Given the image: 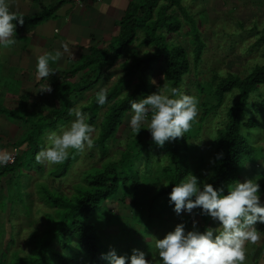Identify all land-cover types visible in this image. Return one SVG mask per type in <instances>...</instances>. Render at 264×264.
Here are the masks:
<instances>
[{"label": "trees", "instance_id": "1", "mask_svg": "<svg viewBox=\"0 0 264 264\" xmlns=\"http://www.w3.org/2000/svg\"><path fill=\"white\" fill-rule=\"evenodd\" d=\"M61 3L42 11L33 18L22 17L23 25L14 21L13 23L17 25L16 34L28 35L34 32L35 28L53 17ZM177 10L183 18L191 25L193 24L186 8L181 5V0L131 1L123 17L116 24L117 35L105 49L91 48L89 54L81 55L77 63L70 65L59 75H50L48 79L40 80L39 84L49 85L52 89L48 97L34 93L17 96L16 109L5 107L3 99H0V117L16 122L19 127L14 148L23 147L12 166L0 167V178L9 175L12 178L15 177L13 181L20 189L21 178H16V173L22 168H36L43 172L41 164L35 161V155L45 145L47 134L59 126L68 124L74 116H69V110L74 109L75 98L95 88L105 71L110 70L115 59L120 58L125 51L139 42L141 46L152 47L153 52L143 57L133 58L132 64L124 69V75L119 82L108 90V101L105 105L99 106L93 96L90 102L80 109L88 114V123L93 124L97 129L93 148L98 151L100 158H106L109 152V141L115 140L126 114L131 112L132 101L150 95L151 84L147 74L152 71L153 66L162 62L164 65L162 78L170 87L179 88L183 78L190 71V61L185 49L181 46L168 45L165 34H162L163 31L170 35L180 30L181 22L175 15ZM192 42L196 64L200 61L204 43L198 35L194 36ZM134 76L136 82L133 84L131 78ZM212 83L214 85L212 96L217 105L223 102L227 94L233 91L238 92L237 101L226 111L225 128L218 133L219 136L213 145L214 165L206 181L214 188L224 187L227 194V187L241 180L239 177L243 162L253 156L256 151L241 134V119L250 96L264 86V64L254 67L243 79L234 75H228L225 78L215 76ZM124 84H133V87L129 94L120 96ZM202 108V115L197 120L199 125L206 121L213 109L206 103L202 104ZM102 110L104 112L99 119ZM245 127L254 128V121H248ZM140 135H142L141 132L138 139L126 145L117 160H105L100 167L83 172L80 181L73 185L70 196L49 191L44 184H41L44 186L42 190H38L39 196L51 209H54L51 214L46 215L48 225L44 226L42 234L36 232L30 234L29 243L32 249L28 254L21 255V252H14L8 262L9 247H5L2 243L0 262L2 264H108L100 257L102 254H107L109 250L105 244H102L97 234L98 230L92 222L101 217L100 209L103 204L117 194L121 196L119 201L122 205H133L145 178L138 172L136 162L144 156L148 161V154L153 150H156L159 156L163 154L167 161L166 166L154 172L153 175L156 177H152L155 181L157 180L153 183L154 185L157 186L158 182L160 185L162 180L164 186L158 188L150 198L148 208L150 213L154 209H160L157 206L159 200L167 197L173 185L179 183L190 172L188 143L193 146L191 139L196 137L191 131L175 141L166 142L162 147L155 145L152 141L145 144ZM76 154L74 151L70 152L69 158L60 165H55L49 175L58 178L68 172L67 170L76 160ZM260 188L261 192H264V185ZM12 194L14 193L8 192L6 202L14 199L11 197ZM25 205L23 204V208ZM6 206L7 203H3L5 211ZM200 211L196 209V215L203 224L200 228L203 231L206 226H209V221L207 216L200 215ZM97 222L100 221L97 220ZM102 222L107 223L105 216H102ZM14 242L13 239L10 241V243Z\"/></svg>", "mask_w": 264, "mask_h": 264}, {"label": "rangeland", "instance_id": "2", "mask_svg": "<svg viewBox=\"0 0 264 264\" xmlns=\"http://www.w3.org/2000/svg\"><path fill=\"white\" fill-rule=\"evenodd\" d=\"M19 2L20 0H11V8L21 17L33 18L46 10L44 9L46 7L40 9L36 4H33L34 8L26 12L19 9ZM181 5L186 8L193 24L191 25L177 10L175 15L181 22L180 30L170 35L165 31L162 34H165L168 45L181 46L187 52L190 71L183 78L179 88L186 94L196 96L199 99L198 118L202 115L203 103L213 107L202 125H199L198 121L193 125L191 132L196 137L191 139L193 146L188 143L190 151L187 153L189 173L195 175L199 181L206 183L214 165L213 145H215V140L219 136L218 133L224 130L227 123L225 119L226 111L238 99V92L233 91L225 96L220 105H217L212 96L214 87L212 80L215 76L225 78L228 75L243 79L254 67L264 64V41H262L264 39V0H181ZM42 25L48 27L46 21ZM195 35H198L204 43L200 61L196 64L194 63L192 42ZM19 37L16 35L17 43L11 47L12 49L0 50V99H3V105L10 109L17 108L16 97L13 95L20 97L28 93H34L42 97L49 96V92L44 91L47 86L39 84L40 80L36 79L35 73L36 58L44 54L45 51L41 54L37 53L35 59L31 60L34 65L28 59L30 54L27 50L24 54L21 53L20 60L5 59L7 54L16 53V51L19 53ZM110 41L109 38H106L103 41H94L93 44L99 46L100 49H105ZM86 51L73 55V59L70 58L71 53H64L62 58L57 61V73L51 75L57 76L70 65L77 63L81 55L90 53L88 49ZM152 52V47L141 46L139 42L135 43L120 58L115 59L110 70L105 71L101 81L95 88L85 92L79 98H75L74 109L80 110L82 106L90 102V99L95 96L100 87H107L108 90L114 87L124 75V69L132 64L134 57H143ZM50 67H52V64ZM163 69L164 65L161 62L154 65L152 71L147 74V79L151 84L150 94L156 92L158 88L165 86L171 88L162 78ZM20 72L27 74L20 75ZM153 80L155 84L151 83ZM131 81L134 84L136 77H132ZM133 84H124L120 96L129 94ZM3 86L6 89L2 88ZM8 92L9 94H7ZM103 112L104 110L101 111L99 119L102 118ZM131 114V112L126 114L115 140L109 141V152L104 159L100 158L96 149H86L83 153L76 154V160L67 170L68 172L58 178L49 175V172L55 166L41 165L43 172L38 171L36 168L27 169V167H24L16 173V178H21L20 189L13 181L15 177L12 178L9 175L0 178V254L3 243L5 247H9L7 262L14 252H21V255L28 254L32 249L29 243L30 234L33 232L42 234L44 226L48 225L46 215L51 214L54 209H51L41 199L38 190H42L45 185L49 191L70 196L73 192V185L80 181L83 172L100 167L105 160H117L126 145L139 138V134L135 137L128 127ZM74 118L73 116L72 119ZM250 120L255 123V127L252 129L245 127V124ZM241 123L242 136L256 151L253 156L243 162L239 182L259 177L257 183L263 186L264 86H261L257 93L250 96ZM199 130L201 131L198 132ZM141 133V140L145 144L152 141L146 128L142 129ZM18 135L19 127L16 122L9 121L1 116L0 151H7L18 157L21 149H23V147L14 148ZM96 136L97 131L94 139ZM155 151L153 150L152 153L148 154V161L145 160L146 156H144L136 162L138 172L144 175L145 178L142 181L140 192L133 201V205H122L119 201L121 196L117 194L103 204L100 209L101 217L92 222L98 230L97 234L102 244H105L109 251L115 249L117 255H131L132 249L136 248L145 252L147 259H151L152 253L155 252V241L152 237L162 239L168 232L173 231L179 223H185L186 229L191 230L193 219L198 222L196 209L193 210L192 214L182 213L177 216L172 210V206L169 205L168 196L159 200L157 204L159 210L154 209L150 213L148 209L150 198L158 188L163 186L164 182L160 180L162 182L160 185L159 182L157 186L154 185L153 183L157 180L152 179L155 176L153 174L158 172L162 166L167 165L163 154L159 156ZM10 191L14 193L11 196L14 199L6 202L7 199L5 198ZM261 193V202L264 203V192ZM3 203H7L6 211ZM23 204H26L25 208H23ZM102 216H105L107 223L102 222ZM97 220L100 222H97ZM208 221L212 223L210 217H208ZM198 225L197 223V227ZM212 227H214V223ZM206 228L210 227L206 226ZM12 239L15 241L14 243H10ZM263 240L261 239L259 243ZM0 264L2 263L0 262Z\"/></svg>", "mask_w": 264, "mask_h": 264}, {"label": "clouds", "instance_id": "3", "mask_svg": "<svg viewBox=\"0 0 264 264\" xmlns=\"http://www.w3.org/2000/svg\"><path fill=\"white\" fill-rule=\"evenodd\" d=\"M16 21L23 25L24 19L11 8V0H0V48L10 49L17 43ZM63 51L46 52L36 58V79H48L57 73L50 67L60 60L64 53H71L68 44L61 45ZM70 58L73 59V53ZM155 84V81H151ZM44 91L51 92L48 85ZM96 103L103 106L108 101L107 87H100L95 94ZM131 118L128 127L136 137L142 129L150 133L152 142L164 146L184 137L190 132L199 115V99L186 94L178 87H162L142 99L130 104ZM74 119L67 125L49 132L45 145L36 153L35 161L44 166H55L69 158L70 152L83 153L94 147L96 128L88 123L89 116L79 109H70ZM222 155V154H221ZM219 158V157H218ZM13 156L0 151V167H9ZM12 166V165H11ZM256 179L235 181L225 188H214L203 183L189 173L179 183L174 184L168 194L169 205L177 216L192 214L200 209L201 216L210 217L218 228L201 231L193 219L192 229L179 223L173 231L162 239H156L152 258L146 253L132 249L131 255H117L115 249L102 254L101 259L108 264H245L246 245L255 244L264 236L257 229L264 225V203L261 202V188ZM164 186V185H163ZM167 187V186H165Z\"/></svg>", "mask_w": 264, "mask_h": 264}, {"label": "crops", "instance_id": "4", "mask_svg": "<svg viewBox=\"0 0 264 264\" xmlns=\"http://www.w3.org/2000/svg\"><path fill=\"white\" fill-rule=\"evenodd\" d=\"M132 0H20L19 9L28 11L33 9V4L38 8H50L62 2L55 11L52 18L46 20V25L38 26L31 34L17 35L19 53H10L5 56L6 60H20L21 53L30 54L28 59L33 61L35 55L42 52L62 51L61 45L68 44L73 55L87 52L94 46V41H103L106 38L112 40L118 33L116 24L123 17L128 4ZM36 8V7H35ZM44 11V10H43ZM47 28V30H46ZM17 29V27H16ZM15 29V30H16ZM117 29V30H116ZM56 47V49H55ZM12 49V48H11ZM55 49V51H54ZM0 50H3L2 48ZM6 50V49H4ZM9 58V59H8ZM30 63H33V62ZM29 63V64H30ZM34 65V63H33ZM53 71H58L57 62L52 64ZM20 75H24L27 73ZM29 74V73H28ZM8 96V95H7ZM17 97V95H13ZM212 221V220H211ZM198 228H202L203 224L198 218ZM209 222L210 228L219 227L218 224ZM257 229L264 231V225H256ZM205 230V228H204ZM264 236H261L263 240ZM261 239L259 241H261ZM246 245V261L245 264H264V240L259 243Z\"/></svg>", "mask_w": 264, "mask_h": 264}, {"label": "built area", "instance_id": "5", "mask_svg": "<svg viewBox=\"0 0 264 264\" xmlns=\"http://www.w3.org/2000/svg\"><path fill=\"white\" fill-rule=\"evenodd\" d=\"M79 1H81V0H79ZM96 1L100 2V0H96ZM11 155L13 156V162L8 164L7 166H11V165H13L15 163L16 156L14 154H11Z\"/></svg>", "mask_w": 264, "mask_h": 264}]
</instances>
